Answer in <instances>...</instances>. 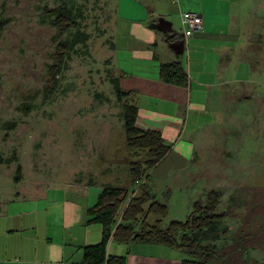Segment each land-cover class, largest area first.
Listing matches in <instances>:
<instances>
[{"label":"rangeland","instance_id":"obj_1","mask_svg":"<svg viewBox=\"0 0 264 264\" xmlns=\"http://www.w3.org/2000/svg\"><path fill=\"white\" fill-rule=\"evenodd\" d=\"M154 5L168 8L165 2L136 0H0V222L7 227L18 228L24 218L42 238L66 200L93 206L107 185L129 189V198L138 193L140 186L130 185L129 165L143 162L146 154L134 159L127 148L123 104L112 82L119 79L122 89L123 77L150 78L153 68L158 73L148 50L156 31L144 19ZM61 6L74 15L81 12L78 28L61 32L51 25L45 9ZM169 9L180 27V11L170 2ZM258 15L264 20V6L255 8L246 41L254 54L247 61L254 84H245L242 94L252 98L205 108L202 116L194 107L183 109L175 116L180 128L167 129L165 141L192 147L194 160L189 170L148 181L169 207L163 228L186 221L193 204L205 202L209 191L223 192L220 211L237 215L227 221L230 243L241 232L249 237L242 249L229 247L225 260L216 264H264V205L255 208L264 202V23ZM79 29L86 43L76 45L52 85L57 46L73 40ZM138 98L148 107L142 115L162 114L149 97ZM19 239L15 234L9 242Z\"/></svg>","mask_w":264,"mask_h":264},{"label":"crops","instance_id":"obj_2","mask_svg":"<svg viewBox=\"0 0 264 264\" xmlns=\"http://www.w3.org/2000/svg\"><path fill=\"white\" fill-rule=\"evenodd\" d=\"M162 2L167 3L168 8H164L165 5L151 7L146 9L144 15L147 26L156 31V43L152 49H148L154 52L150 60L158 64V67L172 61H181L190 79L189 86L181 88L165 84L159 70L157 73L153 68L150 78L141 75L131 76V79L130 76L123 77L122 89L149 97L151 106H157L162 111V114H156L150 110L142 115V109L148 107L143 106L144 99H137L138 127L159 131L165 139L167 129L175 131L180 128L175 116L183 109L191 110L194 107L196 115L202 116L205 108H217L227 102L236 105L241 100L252 98L242 94L245 84H254L250 78L252 69L247 62L254 59V54L251 49L249 53L246 41L252 35L250 21L255 22V8L261 9L264 3L263 0H180L179 4L171 0H160L157 3ZM169 2L178 8L180 14L194 11L201 15L204 20L202 31L187 36L181 15H178L180 27L172 21L176 13L170 11ZM260 15L258 18L264 23ZM257 84H260L259 80ZM228 91L230 96L227 95ZM180 146L178 142L171 146L172 152L150 173L149 182L171 178L174 172L189 170L196 151L192 147L183 149ZM66 201L57 221L46 224L42 238L36 232V226H25L24 218L20 219L21 226L18 228H9L0 222V264H86L84 248L97 246L102 241V227L88 224L87 210L96 203L87 207L80 202ZM15 234H19V242L11 244L9 238ZM107 252L109 256H126V264H184L186 259L181 251L165 246L120 244L115 241H110Z\"/></svg>","mask_w":264,"mask_h":264},{"label":"trees","instance_id":"obj_3","mask_svg":"<svg viewBox=\"0 0 264 264\" xmlns=\"http://www.w3.org/2000/svg\"><path fill=\"white\" fill-rule=\"evenodd\" d=\"M136 1L158 4L160 0ZM45 12L51 18V25L61 32L79 27L80 11L74 15L72 9L61 6L53 10L46 8ZM3 28L0 23V32ZM85 43L86 34L80 29L73 40L59 43L56 63L50 67L52 85L57 84L58 77L64 70V64L76 45ZM159 68L160 78L165 84L181 88L189 86L190 79L181 61L162 64ZM112 83L118 101L123 104L122 116L127 148L136 157L134 159L141 158V154H146V157L143 162L135 161L129 165L131 187L140 186L137 194L129 198V189L107 185L100 192L96 204L87 210L88 224L101 226L103 234L99 245L84 248V262L86 264H126V256L108 255L110 241L172 248L186 255L184 264H216L225 260V251L229 247L242 249L248 242L249 234L241 232L233 241L234 244L230 243L232 237L230 238V226L227 221L237 215L227 210L220 211L222 191H209L205 202L196 201L193 204L192 214L186 221H172L163 228L164 219L169 214V207L152 192L148 181L151 178L150 173L170 155L172 147L166 144L161 132L143 130L137 126L139 114L137 93L121 89L119 79H113ZM5 128L11 130L12 126L5 125ZM232 202L230 200V205ZM262 205L264 202H258L255 208L258 210ZM238 206L240 208V205ZM257 235L258 233L254 237Z\"/></svg>","mask_w":264,"mask_h":264},{"label":"built area","instance_id":"obj_4","mask_svg":"<svg viewBox=\"0 0 264 264\" xmlns=\"http://www.w3.org/2000/svg\"><path fill=\"white\" fill-rule=\"evenodd\" d=\"M179 4L180 0H172ZM181 22L184 27V32L187 36H193L200 33L203 29L204 20L201 15L194 11H186L181 14Z\"/></svg>","mask_w":264,"mask_h":264}]
</instances>
